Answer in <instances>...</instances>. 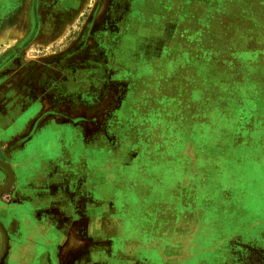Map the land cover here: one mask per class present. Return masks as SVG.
I'll return each instance as SVG.
<instances>
[{"label":"rangeland","instance_id":"1","mask_svg":"<svg viewBox=\"0 0 264 264\" xmlns=\"http://www.w3.org/2000/svg\"><path fill=\"white\" fill-rule=\"evenodd\" d=\"M19 150L43 176L5 200L86 213L64 264H264V0H0Z\"/></svg>","mask_w":264,"mask_h":264},{"label":"crops","instance_id":"2","mask_svg":"<svg viewBox=\"0 0 264 264\" xmlns=\"http://www.w3.org/2000/svg\"><path fill=\"white\" fill-rule=\"evenodd\" d=\"M20 151L14 152L11 156L16 167L10 166L7 162L14 173L13 189L16 179H20L21 175L25 178V186L36 187L41 180L36 181L30 173L20 171L23 161L17 159ZM38 153L44 155L43 151ZM7 196L0 194V210L5 211V214H0V224L8 235V248L3 264H64L67 249H63V245L70 230L75 225L77 228L81 225V232L84 231L86 213L83 206L79 211L78 206L69 205L74 203L73 200L71 202L60 195L17 193L9 195L10 199L5 200ZM77 202L78 200L75 203ZM1 247L2 239L0 250Z\"/></svg>","mask_w":264,"mask_h":264},{"label":"water","instance_id":"3","mask_svg":"<svg viewBox=\"0 0 264 264\" xmlns=\"http://www.w3.org/2000/svg\"><path fill=\"white\" fill-rule=\"evenodd\" d=\"M0 166H2L8 173V183L5 187L0 188V194H1V193H4L6 190H8V188L11 186L12 181H13V176H12L11 169L1 160H0ZM0 233L2 236V247L0 250V264H3V259H4V256L6 255L7 248H8V235L4 227L1 224H0Z\"/></svg>","mask_w":264,"mask_h":264},{"label":"flooded vegetation","instance_id":"4","mask_svg":"<svg viewBox=\"0 0 264 264\" xmlns=\"http://www.w3.org/2000/svg\"><path fill=\"white\" fill-rule=\"evenodd\" d=\"M33 136V135H32ZM22 149V148H21ZM44 158L45 157H39L38 159H37V161H38V165L41 163L42 164V162L41 161H44ZM0 160L3 162V159L0 157ZM4 163L6 164L7 162H5L4 161ZM8 167H9V164H6ZM30 165H32V164H30ZM2 167V166H1ZM31 167H35V165L34 166H31ZM3 168V167H2ZM10 168V167H9ZM36 168V167H35ZM11 169V168H10ZM41 169V168H40ZM3 171H4V173H5V181L2 183V184H0V188H3V187H5L6 185H7V183H8V173H7V171L3 168L2 169ZM13 169H11V171H12ZM12 176H13V178H14V173H13V171H12ZM41 176H43L42 174H41ZM14 182V179H13V181H12V183ZM13 189V184H11V186L8 188V190H6L5 192H8V191H10V190H12ZM0 214H5V211H3V210H0Z\"/></svg>","mask_w":264,"mask_h":264},{"label":"bare ground","instance_id":"5","mask_svg":"<svg viewBox=\"0 0 264 264\" xmlns=\"http://www.w3.org/2000/svg\"><path fill=\"white\" fill-rule=\"evenodd\" d=\"M41 142H43V140H41L40 142H36V143H41ZM42 148V147H41ZM49 148V147H48ZM47 148V149H48ZM39 151H42V150H40V148H39ZM38 151V152H39ZM43 152H44V150H43ZM49 154H50V152H49ZM54 158V157H53ZM42 166V164L40 163L39 165L38 164H36L35 165V167H32L33 168V170L32 171H25V173H31V176L36 180V181H38V179H40L41 178V169L40 168H42L41 167Z\"/></svg>","mask_w":264,"mask_h":264},{"label":"trees","instance_id":"6","mask_svg":"<svg viewBox=\"0 0 264 264\" xmlns=\"http://www.w3.org/2000/svg\"><path fill=\"white\" fill-rule=\"evenodd\" d=\"M44 138H45V136H44Z\"/></svg>","mask_w":264,"mask_h":264}]
</instances>
